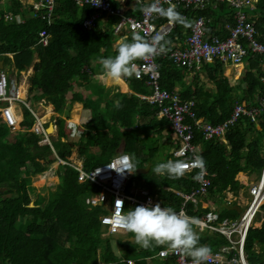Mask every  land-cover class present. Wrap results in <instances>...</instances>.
<instances>
[{
    "label": "trees",
    "instance_id": "obj_1",
    "mask_svg": "<svg viewBox=\"0 0 264 264\" xmlns=\"http://www.w3.org/2000/svg\"><path fill=\"white\" fill-rule=\"evenodd\" d=\"M109 1L112 7H117L115 3L111 0ZM210 5H206L203 8L195 6L190 8L180 6L183 9L171 8L175 13L179 14L181 19L175 20L176 27L166 37L165 42L170 44L176 37H182L184 34L183 30H189L193 19L195 18V21L200 16L206 19L207 30L208 25L210 26L208 22L212 11H206L205 8L210 7ZM218 5L221 8L228 6L226 2H220ZM228 8L230 7L228 6ZM255 8L257 11H253L251 16L254 22L247 11L244 12L249 20L254 23L257 31L255 34L256 39L264 43V0H257ZM86 11H89L88 7H86ZM82 12L85 14V11ZM182 14L185 15V19L182 18ZM167 18L168 16L164 15L160 22H156L155 18H153V21L162 23ZM60 19L58 16L55 17L50 27L45 25L42 18L36 21L33 26L31 22L25 23L15 36L16 26L5 21L0 23V57L4 55L8 58L7 53H14V58L17 61L27 63L36 51L41 59V64L37 67L30 80L31 87L41 88V95L51 99L56 107H58V101L63 99L64 93L71 87V78L76 66L80 63L73 65L74 61L83 57L82 61L86 63V59L92 56H95L96 59L114 56L116 52L112 48V44L117 37L111 29H108L113 18H109L107 27L102 28L99 25V27L95 26V28L87 32H82L80 25L72 27L71 30H64ZM231 19L232 23L234 22L235 24L233 10ZM214 21L215 18L213 17L212 22ZM95 25H98L97 20H95ZM41 29H46L51 34L49 42L46 45L41 44L42 46L36 44L38 33ZM230 30L231 27L229 33ZM127 36H129L127 39L131 41L132 37L130 35ZM207 36L214 35L207 34ZM243 44L248 46L246 40H243ZM161 55L166 54L156 55L155 61L160 73L159 84L162 89L178 94L183 100L193 102L194 107L196 102L197 117L201 119L200 117L204 116L208 123L220 124L229 117L232 103L229 92L232 91L233 86L223 75V68H219L220 64L223 65L222 60L214 58L211 64L214 65L216 72L210 73L209 70L207 71L209 78L213 80L211 81L213 86L208 88L213 89L211 99H209V97H203V95H206L205 93H208L207 88L204 86V81L194 72L199 67H195V65L178 67L168 57H162ZM245 59L251 62L254 69L246 71V78L252 85L244 97L257 104V101L264 96V92L259 90L263 88L259 78L264 76V55L249 51L244 57V61ZM140 60L137 59L136 61ZM63 61L66 62L67 71L62 65ZM256 61H261L259 65L263 68L257 66ZM227 64L231 63L227 62ZM52 72L55 75H52ZM187 72L192 73L189 81L191 87L185 85V73ZM256 72L259 74L258 79ZM127 81L131 88L133 86L134 90L142 93L150 92L149 87L145 83L146 76L142 79L132 76L127 77ZM149 86L152 92V86ZM182 86H186V88L183 89ZM116 93L120 97L117 102H114L110 97H106V99L99 98L102 101H108L106 114L107 116L109 115V120H120L122 123L130 122L134 119L133 114L135 115L140 111L141 107L139 105L143 106V104L139 103V99L134 93ZM102 101L99 102L101 103ZM201 105L202 113H199ZM151 106L154 109L152 111L148 109V117L159 110L157 106ZM222 106H226V109H221ZM147 107L149 106L147 105ZM150 118L156 121L154 117ZM188 119L191 118L186 116L184 120ZM163 120L168 124L170 123V120L166 117ZM257 120L260 129H257L247 117H243L239 124L236 123L231 127L225 134L228 147L221 141L212 138L217 136L216 134L208 140L204 138L203 132L198 128L192 131L193 141H202L199 155H202L208 172L214 174L210 175L207 173L211 184L206 192L212 194L221 192V195L214 200L218 208L210 210L213 213L218 212L220 219L226 216L232 218L238 214L235 208H222L223 203H225L226 191L235 189L234 191L237 192L238 187H241L240 183L235 180L236 174L240 170L246 169L258 171L263 166L264 109L260 112ZM57 123L59 129L61 127L59 134H62L63 120L58 119ZM169 127L178 143V147L173 151L174 153L180 147L181 136L173 132L170 124ZM6 135L7 131H5L4 137ZM17 135H21L19 140L11 144L8 149L5 147L0 149V264H70L73 260L79 264H86L88 256H90L93 249L95 250V246L99 241L98 236H96L99 228L95 217L87 218L84 223L78 220L81 215L78 213L76 195L83 192L84 184L77 182V172L72 167L61 164L58 167L60 173L62 170L64 172L70 171L71 180L68 182V186L63 188V179H60L59 176L60 182L55 185L54 189L49 190L47 194L38 191L32 185V176L46 172L51 163L57 158L49 145H46L47 143H37L39 139L33 131L17 133ZM20 140L21 142H19ZM53 146L62 160H65L71 152V144L64 145L59 140H53ZM146 148L149 154L155 151V147L150 146L149 133L146 134V143L143 145V149L146 150ZM79 149L80 152L86 151L82 146H79ZM197 150L198 146L195 144L194 152L197 153ZM94 165L95 155L88 153L84 160V167L89 169ZM191 175L187 173L180 178L157 177L150 180L149 183L154 185L155 193L159 197L168 199V207L174 206L177 208L181 204L179 196L162 189V187L167 184L177 187L182 186L187 191L191 187H195L194 189L196 190L200 182L197 181L195 183L194 179L190 180L189 177ZM234 201L226 202L233 203ZM30 203L33 205L31 206ZM186 204L189 205L190 203ZM196 206V211L194 209H189V211L197 218L207 214L210 209V205L206 209L200 208L199 203ZM256 215L257 219L264 215V202ZM200 235L198 236L199 241L201 243L208 242L206 245L209 246L213 245L214 239H217V244L227 243V240H219L217 235H215L216 238L213 235L209 236V240L202 233ZM253 239L261 242V247L264 251V220L260 229L250 228L248 230L245 249L250 252L251 261L258 257V254L251 250ZM148 253L152 252L149 251ZM119 264L125 263L120 262Z\"/></svg>",
    "mask_w": 264,
    "mask_h": 264
},
{
    "label": "crops",
    "instance_id": "obj_2",
    "mask_svg": "<svg viewBox=\"0 0 264 264\" xmlns=\"http://www.w3.org/2000/svg\"><path fill=\"white\" fill-rule=\"evenodd\" d=\"M35 1L36 0H0V23L2 21H5L8 24L16 26L17 28L14 33L15 36L16 33L21 29V26H23L25 23L31 22L33 26L35 22L39 21V19L41 18L44 20L45 25L47 27H50L53 24L54 18L58 16L61 18L60 23L64 30H71L72 27L80 25V29L82 32H87L95 28V26L99 27V25L102 28L107 27L109 18H113L111 25L108 27V29H111L117 36L112 44V48L115 49L114 45L116 41L129 37L124 33L115 32V26L120 19V16L118 15L107 13L102 15L100 14L96 18L98 25H95L94 23L91 28L86 29L84 27V22L92 18L94 14H97V12L91 6L86 4H79L74 0H54L53 10L48 21L46 18H43L41 16V14L45 13V8H43V11L36 10L34 8L33 4ZM111 1L115 3V6H117V8L122 10L121 12L123 13V15L140 18L142 4H140L138 1ZM151 1L152 0H148L145 4H149L151 3ZM178 6L179 5L172 8L183 9L182 7ZM254 6H256V3L254 4ZM86 7L89 8V11H86ZM166 8L167 7H164V10H166ZM25 9H27L28 11H25ZM168 9L169 8H167V10ZM205 9L206 11H212V14L210 12L208 22L210 23V26L208 25L206 33L208 35H214L221 38L226 37L229 34L230 27H232L234 24V22L232 23L233 18L231 19L232 10L228 8V6L221 8L218 4H212L210 5V7H207ZM82 11H85V14ZM244 11H247L249 17L251 18L253 11L257 10L254 7L253 9L246 8ZM162 15L161 17H155V21L160 22L161 18L164 16ZM213 17L215 18L214 22H212ZM182 18H186L184 14H182ZM168 20H170L169 17L162 23H165ZM251 20L254 22L252 18ZM174 27H176V23ZM183 31L184 34L182 37H176L170 44H168L167 42V44L164 43V47L171 49L184 48L186 39L190 34V29ZM41 32L47 33V42H49L51 36L50 32H48L46 29H41L38 33V39L36 42V44L40 46H42V43L39 41ZM171 32L168 35H170ZM168 35H166V37ZM166 37L164 38V40L166 39ZM7 56L8 58H6L4 55L0 57V72L6 73L9 78L13 79L16 84L20 86L21 90L23 91V96L27 102L30 99L32 100L33 104H30L28 102L29 107L33 111H35L38 116H40V121L43 124L45 133L34 132L32 130V127L33 125H35V117L32 115L29 109L15 105L13 107V112L17 117V125L15 127H7L0 114V149H2V147L8 149L11 144L19 140L21 135H17V133L33 131L38 136V144L42 139H48L49 142L46 145H49L53 154L57 158V160H55L54 162H57L58 159H62L56 153V150L53 146V140H59L64 145L71 144V152L64 161H67L70 164L74 163V165L83 168L84 171H90L95 166L106 163L117 155L127 153L128 155L134 157L133 162L136 164V167L138 169L134 174H129V177L127 178V181L125 183L123 192L129 199L125 200L124 211L127 212L129 208L138 206L139 201L145 200L147 198H150L154 205L156 203H160L162 208L168 207V199L159 197L158 194L155 193L154 185L149 183V181L157 177H164L154 174L152 169L158 162L167 161L168 159L175 160L176 157L173 151L178 147V143L176 142L174 135L171 133V129L169 127L170 123L168 124L163 120L164 117H162L158 113V110L155 112V114H151L149 117L147 116L148 109L150 111L154 109V107L151 106L153 104H151L148 99H146V96L150 95L151 93V88L148 83L145 82L146 86L149 87L150 92L142 93L134 90L133 86L131 88L129 82L127 81V77H124L119 81H111L107 79L102 80V66L99 63L100 58L96 59L95 56H92L86 59V63H83V57H81L80 59H76L74 61L73 65L79 62L80 63L76 66V70L71 78V87L64 93L63 99L58 101V107H56L55 103L51 99L41 95V88L31 87L30 80L32 79L37 67L41 64V59L39 58L37 52L35 51L33 53L31 60H29L27 63L17 61V59L14 58V53H7ZM161 56L168 57L172 61V63L176 65L173 62L171 56ZM211 62L212 61H205L201 63L199 65V69L197 71H194L204 81V86L207 88L208 93H205L206 95H203V97H209V99H211L213 89L208 88L213 86L211 82L213 80L209 78L207 71L209 70L210 73H213L215 71L214 65L211 64ZM260 62L261 61L257 62L256 65L263 68L261 65H259ZM62 65L67 71L65 61L62 62ZM220 67L223 68V75L229 80L231 86H233L232 91L229 92L230 101H232L231 114L226 118V120L234 115L237 106H241L243 109V111L236 116V120L232 124H228L226 132L223 135L212 137L218 141H221L228 147L225 134L236 123L239 124L243 117H247L248 120H250L257 129H260L257 117L263 110L260 104L263 96L257 101V104L252 102V100H248L247 97H244L247 90L252 85V83L246 78L247 76L245 75L247 70L254 69L250 61L245 59L242 65L239 66L223 62V65L220 64L219 68ZM52 75H55V73L52 72ZM191 75L192 73L190 72L185 73V85L189 87H191L189 85ZM256 76L258 79V72H256ZM132 77L136 78L134 75ZM259 79L263 84L262 90H259L261 92H264V76H260ZM186 86H182L183 89H185ZM116 92L125 94L134 93L138 97L139 103L143 104V106L139 105L141 107L140 111L135 115L133 114L134 119H132L130 122L122 123L120 120H109V115L107 116L106 114V110H108L106 109V104H108V101H102L99 99H106V97H110V99H112L114 102H117L118 100H120V97ZM99 101L102 102L100 103ZM5 104V102H1L0 107ZM147 105L151 109L147 107ZM17 107L19 108L20 115L18 114ZM194 108L196 109V102ZM249 108L253 109L254 111L248 110ZM221 109L225 110L226 106H222ZM199 113H202V105L199 109ZM18 116H20V119H18ZM74 117L75 121L73 120ZM150 117H154L156 121L151 119ZM200 118L205 121V123L208 122L207 120H205L204 116H201ZM58 119L63 120L62 134H59V132H61V127L59 129V125L57 123ZM47 129L50 130L47 131ZM5 131H7V135L4 137ZM147 133H149L150 136V146L155 147V151L151 154L147 152V148L146 150L143 149V145L146 143ZM19 142H21V140ZM195 144L196 146H198L197 153L200 154L202 141L199 140L198 142H195ZM79 146H82V148L86 151L80 152ZM88 153L95 155V165L92 168L86 169L84 167V160L86 159ZM61 164L68 165L77 172V169L67 163L63 164L61 162H58L56 170H52L50 168V165L48 170L51 171L52 175H55V177H57V182L52 183L50 190L54 189L55 185L60 182L59 176L60 179H63V188L67 187L69 184L68 182L71 180L70 171L64 172L62 170L61 173L59 172L58 167ZM205 170L207 173H209L207 167ZM263 171L264 163L258 171L254 169H246L240 170L236 174L235 180L240 183L241 187H238L237 192L234 191L235 189L226 191V198L224 201L225 203H223L222 208H235L238 211V214L232 218L226 216L223 219H220L219 217H217L214 222L215 224H220L223 221L233 223L240 219L244 209L247 207L251 199L250 188L252 187V185L256 184L259 181ZM187 173L192 174L189 179L193 180V177L199 173V169L186 171L185 174ZM248 174L252 175V179ZM76 176L77 182L84 184L83 192L76 195V199L79 200V202L77 200L78 213L81 215V218H79L78 220L84 223L87 218L95 217L98 222L99 228V230L96 232V236H98L99 241L95 246V250L93 249L94 251L92 250L90 256H88V260L85 262L86 264H119L120 262L129 264V261L133 262V264H177L176 256L166 245L156 246L155 244H153L152 247L144 249L139 245L134 244V237H131V233H125L121 230L111 231L108 225L101 222V217L105 212H107L106 210L110 203L111 197H109V201H96L104 192V189L98 186L96 183H92L87 180L80 181L78 179V172ZM195 183H197L196 180ZM194 188L191 187L190 190L187 191L184 190L182 186L177 187L165 184L162 187V189H166L167 191L173 192L177 196H179L181 203L180 206H178L177 208L173 206L172 208L175 211L183 209L188 216L197 218L193 215V213L189 211V209H194V211H196L197 203H199L200 208L202 209H206L210 205V209L208 210V212H211L210 210L212 208H218L214 200L221 195V192L215 194L208 192H205L202 195L199 194L196 196L198 197L199 202L194 203L193 201L189 199L187 200L185 198V195L191 194L195 191ZM232 200L235 201L233 203L226 202H230ZM188 202L190 203L189 205L186 204ZM30 205L32 206L33 204L30 203ZM216 214L217 216H219L218 212ZM203 216L204 215L198 218H202ZM256 216L254 217L252 225L249 227V229L261 228L262 221L264 220V215L258 219ZM194 230L196 231L198 236H201L200 233H202L207 240H209V236L211 235H213L214 237L215 235H217L219 240H227L226 244H217V239H214L215 241L213 245H207L208 247H210L211 253H220L222 255L223 260L219 264H240L238 261L237 248V243L241 239L240 232H232L230 235H227L225 233H219L209 227H200L198 225L194 226ZM248 230L246 232L243 246L245 261L247 262V264H264V251L261 247V242L257 239H253L251 250L254 253H257L258 257L253 261L250 260L251 254L245 249V241ZM207 243L208 242L201 243L199 241L200 245H206ZM161 249H167L169 255L166 257L159 256L158 252ZM149 251H151L152 253H148ZM186 257L191 258L188 256ZM73 263L79 264L75 260L71 261L70 264Z\"/></svg>",
    "mask_w": 264,
    "mask_h": 264
},
{
    "label": "built area",
    "instance_id": "obj_3",
    "mask_svg": "<svg viewBox=\"0 0 264 264\" xmlns=\"http://www.w3.org/2000/svg\"><path fill=\"white\" fill-rule=\"evenodd\" d=\"M74 1L79 4L89 5L97 11V14H94L92 18L84 22V27L86 29H89L94 25L99 14H114L120 16V19L115 26L116 33L121 32L130 35V37H132L134 33H139L145 38H150L156 33L162 34L165 38L175 26L174 20L171 19L165 23L157 24L153 21V18L161 16V13L153 12L148 14L142 10L153 3H158V7L164 10V7L172 8L177 5L182 6L183 8H190L192 6L203 8L206 5H216L220 2H226L233 10L235 17V24L231 27L230 33L227 37H208L206 33V19L203 16H200L191 24L190 34L186 39L184 48H165V51L162 54L171 56L176 65L185 67H191L192 65L199 67L201 63L205 61H213L214 58L239 66L242 65L244 57L249 51L264 55V43L256 39L254 23L249 20L247 14L244 12V9L246 8L253 9L257 0H152L149 4H145L148 0H136L142 4L140 18L123 15L121 12L122 10L117 7H112L109 0H101L99 6L93 5V0ZM53 4L54 0H36L33 6L36 10L43 11V8H45L46 11L44 14H41V16L49 21L53 10ZM243 40L248 42V46H244ZM39 41L42 44H46L47 33L41 32ZM135 64L137 65L138 75L134 74V76L139 79L146 76V83L151 85L153 89L150 95L146 96V99L159 108L158 113L162 117L169 119L173 132L181 136L180 147L174 152L176 159L191 160L195 154V142L193 141L194 136L192 131L198 128L203 132L204 138L206 139L211 138L214 134L217 136L223 135L228 124H232L236 120V116L243 111L241 106H237L234 115L224 122L220 124L205 123V121L197 117L193 102L183 100L178 94L168 92L160 87V73L155 57L148 60L141 59L140 61H135ZM1 102L6 103L0 107V114L7 127H15L17 125V117L13 112V107L18 105L29 109L35 117V125H33L32 130L36 133H45L43 124L40 121V116L29 107L20 86L4 72H0V103ZM260 104L261 108L264 109V96L262 97ZM248 110L254 111L250 108ZM186 116H189L191 119L185 121L184 119ZM48 142L47 138L39 141L40 144ZM118 156L119 155L106 163L95 166L90 171H84L83 168L74 165V163L70 164L67 161L59 159V162L70 164L77 169L78 179L80 181L87 180L96 183L104 189V192L96 201H109V197H111L106 210L107 212L101 217V222L108 225L111 231L119 230L116 224V217L121 214V208L120 203L117 202V200L123 201V212H125L124 203L125 200L129 199L123 192L129 173L125 172L121 175L115 170L109 168L117 167L115 160ZM192 169L193 168H190L188 171ZM199 182V187L193 193L185 195L187 200L189 199L196 202L198 198L196 196L207 191L211 183L206 170ZM250 194L251 199L247 207L244 209L240 219L236 222L229 223L228 221H223L220 224H215L214 222L218 216L213 212H208L202 218H197L199 220L198 226L200 227H209L227 235H230L232 232H240L241 239L237 243L238 261L240 264H247L243 251L246 232L252 225L253 219L264 201V171L259 181L250 188ZM148 204L154 206L150 198L139 201V205ZM181 210H178L177 212ZM170 251L176 256L177 264H192L191 258H187L180 252ZM158 253L161 257L169 255L167 249H161ZM222 260L223 258L220 253H211L205 264H219ZM129 264H133V262L129 261Z\"/></svg>",
    "mask_w": 264,
    "mask_h": 264
},
{
    "label": "clouds",
    "instance_id": "obj_4",
    "mask_svg": "<svg viewBox=\"0 0 264 264\" xmlns=\"http://www.w3.org/2000/svg\"><path fill=\"white\" fill-rule=\"evenodd\" d=\"M100 3L101 0H93V5L99 6ZM142 10L148 14L159 12L171 20L181 19L179 14L171 8L167 11L159 8L158 3H153ZM164 43H166L164 36L160 33L150 38L134 33L131 41L127 38L116 41L114 45L116 54L99 60L102 66L101 79L119 81L124 77L138 75L135 61L148 60L162 54L165 51ZM133 161L134 157L126 153L116 158V168L108 167L121 175L125 172L134 174L138 168ZM190 168L199 169V173L193 177L194 180L202 179L206 169L202 155L194 154L191 160L177 158L158 162L152 171L156 175L180 178ZM117 202L120 203L121 208V214L116 217L118 229L131 233L135 245L144 249L152 247L153 244L166 245L172 251L191 257L192 264H205L209 259L210 247L199 244V237L194 230V226L199 224L197 218L188 216L183 210L177 212L172 207L162 208L160 203L154 206L152 204L138 205L123 212V201L117 200Z\"/></svg>",
    "mask_w": 264,
    "mask_h": 264
},
{
    "label": "rangeland",
    "instance_id": "obj_5",
    "mask_svg": "<svg viewBox=\"0 0 264 264\" xmlns=\"http://www.w3.org/2000/svg\"><path fill=\"white\" fill-rule=\"evenodd\" d=\"M25 11H28V10L25 9ZM28 102L30 104H33L31 99ZM75 117L73 118L74 121H75ZM58 162H59V159L57 162L52 163L50 168L52 170H56V167L58 166ZM249 176L252 179V175H249ZM56 182H57V177H55V175H52L50 170L32 177L33 185L38 189V191H40L42 193H47V191L50 190L52 183H56ZM197 202H198V198H197L196 202H194V203H197Z\"/></svg>",
    "mask_w": 264,
    "mask_h": 264
},
{
    "label": "bare ground",
    "instance_id": "obj_6",
    "mask_svg": "<svg viewBox=\"0 0 264 264\" xmlns=\"http://www.w3.org/2000/svg\"><path fill=\"white\" fill-rule=\"evenodd\" d=\"M17 111H18V114H19V108L17 107ZM20 115V114H19ZM18 119H20V116H18Z\"/></svg>",
    "mask_w": 264,
    "mask_h": 264
},
{
    "label": "water",
    "instance_id": "obj_7",
    "mask_svg": "<svg viewBox=\"0 0 264 264\" xmlns=\"http://www.w3.org/2000/svg\"><path fill=\"white\" fill-rule=\"evenodd\" d=\"M50 130V129H47V131Z\"/></svg>",
    "mask_w": 264,
    "mask_h": 264
}]
</instances>
